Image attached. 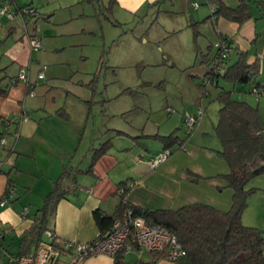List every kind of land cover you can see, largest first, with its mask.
I'll use <instances>...</instances> for the list:
<instances>
[{
  "label": "crops",
  "instance_id": "1",
  "mask_svg": "<svg viewBox=\"0 0 264 264\" xmlns=\"http://www.w3.org/2000/svg\"><path fill=\"white\" fill-rule=\"evenodd\" d=\"M4 1L0 0V5ZM56 1L59 7H63L60 0ZM108 1L109 13L116 19L124 20L151 10L172 14L174 20L181 16L176 15L177 13L184 14L191 8V0ZM223 1L231 7L238 3V0ZM261 1L264 0H246L250 17L243 21H234L217 14L214 19L204 5V9H199V6L191 8L192 12L183 23L188 26L190 22H197L205 26L207 21H210L217 37L220 34L228 35L232 40L228 64L237 59L238 52L244 53L246 62L257 64L259 72L256 80L263 83L264 4ZM10 2L12 4L13 0ZM46 2L49 4L51 1L45 0ZM67 3L66 5L74 3V0ZM166 3L171 5L170 9H162L161 5ZM15 4V10L22 6L16 2ZM23 6H32L39 10V15L28 16V21L34 19L36 22L37 17L42 16L45 22L39 26V31L43 34L40 37V49L36 50L30 48L24 30L22 34L15 36L14 26L0 24V36L5 35L4 41L0 39V68L5 67V70L0 72V77L6 76L3 82L9 81L11 77L16 79L20 68L24 66L29 81L34 83V95L28 93L29 88L24 82L16 81L6 95L0 96V134L5 137V143L0 144V201L4 200L3 204L0 203V227L4 231L0 264H4L7 254L34 250L39 238L44 237L43 234L37 236L35 232L28 231L37 222L38 209L64 166L74 167V161L78 157L77 150L89 123L88 110L82 98L85 97V92H82L84 96L74 94V76L68 74L65 69L63 74H60L63 70L61 66L68 67L70 62L61 61L51 55L68 46L65 40L54 37L70 36L74 33V28L63 25L74 19V14L56 18V7L52 8L48 15L51 11L49 8L41 12L33 1L26 2ZM174 33L175 31H172L170 35ZM73 44L74 42L69 46ZM213 50L214 48L209 50L208 47L206 53L201 54V63L205 64L203 77L208 71V61L214 54ZM232 54L235 56L233 61ZM12 67L16 72L9 75L8 69ZM40 70H43L42 78L37 77ZM245 85L241 88L234 86L233 90L238 92V99L256 105L264 120V92L257 96L248 91L251 84ZM57 87L61 90L56 89ZM199 93L193 92L190 104L185 105L189 106L190 110L183 108L178 114L179 123L183 122L184 112H193L198 105L203 107L205 113L206 106ZM6 119L10 120L8 124ZM214 123L202 116L190 133L185 132L184 148L178 147V139L166 143L159 137H154L165 136L174 132L173 129H178V126H174L163 132L160 130L161 125L156 122L152 123L155 130L151 125L146 133L147 122L138 126L141 129L138 132L126 120L120 122L119 127H110L108 131L103 130L99 135L92 136L93 138L89 136L88 140L98 139V145L105 140H110L111 143L95 160L91 170L80 168L81 171L76 175L77 185L58 200L48 227L58 235L55 243L62 245L67 239L87 241L94 238L100 230L94 212L98 210L102 215L117 214L118 217L121 214L118 208L125 202L150 210L175 209L193 202L207 203L221 210L228 209L232 189L225 186L226 181L219 176L228 172V166L218 154L222 145L214 135ZM16 128L19 131L18 136L13 134ZM91 132H94V127ZM145 138H154L153 150L143 141ZM95 142L96 140L92 141L81 153L83 160L90 153L92 156ZM163 149L169 150L168 157L155 168H151L148 161ZM8 188L13 189V195H9ZM25 207L27 213L23 214ZM243 216L244 213L242 218ZM109 226L110 223L106 224L104 229ZM250 226L264 230L258 224ZM123 257L129 263L142 261L145 264H177L176 261L166 259L160 252L141 251L138 247H133L131 251L124 253ZM79 264H114V257L99 254L86 257Z\"/></svg>",
  "mask_w": 264,
  "mask_h": 264
},
{
  "label": "rangeland",
  "instance_id": "2",
  "mask_svg": "<svg viewBox=\"0 0 264 264\" xmlns=\"http://www.w3.org/2000/svg\"><path fill=\"white\" fill-rule=\"evenodd\" d=\"M31 1L41 12L56 7V18L74 14V19L63 24L74 28V33L70 36L54 37L61 41L65 40L68 46L51 54L61 61L70 62L69 66L66 63L68 67L61 66L63 70L61 68L62 71L60 73L59 70V73L63 74L65 69L68 74L74 76V94L84 96L82 92H85L83 102L91 113L84 138L77 150L78 157L74 161V166L87 168L91 162V153L84 160L81 157V153L92 141L96 140L94 146H99L98 139L91 141L88 140L89 136L93 138L103 130L108 131L110 127H119V123L126 120L138 132L141 130L138 126L147 122L145 133L151 125L155 130L153 122L160 124V130L163 132L167 128L178 126V129L173 130H176L182 139L186 134L183 122L179 123L178 114L183 108L190 110V107L185 105L190 104L193 92L197 94L201 91L199 95L206 106L204 118L216 122L220 105L214 96L219 87L232 89V97L238 99V92L233 90V87L246 86L240 83L226 84L222 78L218 80L219 87L206 85L204 88L200 85L205 70V64L201 63V54L206 53L209 46V50H212V44L219 37L211 28L210 21H207L205 26L199 23L196 35L193 26H185L183 22L192 12L191 8L184 14L177 13L176 15L181 16L174 20L172 14L157 10L140 13L124 20L116 19L111 12L109 13L108 0H74V3L69 5L66 4L70 0H60L63 7H59L56 0H50L49 4L45 3V0H13L10 6L16 13L15 18L10 20L0 14V24L14 26L15 36L22 34L23 30L25 32V29L32 33L34 27H39L45 20L39 16L36 22L33 18L28 21L29 17L39 15L37 8L35 16H23L19 13L24 7L23 4ZM15 2L22 5L18 10H15ZM204 5L210 13L209 4L203 1L199 9H204L206 7ZM161 7L170 9L171 5L166 3ZM50 12L52 10L47 14ZM23 22H26L27 28ZM172 31L175 33L170 35ZM37 34L40 37L43 34L39 28ZM4 37L5 35H2L0 39L4 41ZM195 37L197 41L194 40ZM72 42L74 44L69 46ZM234 59L235 56L232 54L231 61ZM51 60L54 61L53 58ZM15 72V68L12 67L7 73L12 75ZM56 89L61 90L60 87ZM138 138L142 140L140 135ZM146 138L143 141L153 150L154 138ZM178 147L184 148V145ZM247 187H256V190L247 197L243 222L248 225L258 224L264 229V173L254 176Z\"/></svg>",
  "mask_w": 264,
  "mask_h": 264
},
{
  "label": "trees",
  "instance_id": "3",
  "mask_svg": "<svg viewBox=\"0 0 264 264\" xmlns=\"http://www.w3.org/2000/svg\"><path fill=\"white\" fill-rule=\"evenodd\" d=\"M210 2L215 5V14L227 19L239 22L250 17L246 0H238L234 7L226 5L223 0H211ZM261 2L264 4V1ZM197 25V22L190 23L195 35ZM237 54L238 57L233 63H227L224 74L213 77L207 71L204 77H208L210 81L213 80V85L216 87H219L218 80L222 78L232 84H251L250 87L256 86L264 89V82L256 80L259 72L257 64L246 62L244 53L238 52ZM4 70L5 67L0 68V72ZM4 79H6L5 75L0 77V96L6 95L10 86L18 81L17 77L16 79L11 77L7 82H3ZM231 92L232 89L219 87L215 99L220 106L218 118L213 124L214 135L222 145L218 154L229 168L227 173L219 176L226 181L225 186L232 189L230 207L221 210L207 203L193 202L175 209L150 210L125 202L118 208L121 212L118 217L117 214L102 215L98 210L94 212L99 231L104 230L106 224H111L114 218L124 217L127 210L131 209L134 215L142 214L146 219L162 225L176 236L185 250V254L176 260L177 264H264V230L242 222L247 197L256 190V187H247L248 182L254 176L264 173V120L256 105L233 98ZM90 114L88 111L87 117ZM117 132L121 131L117 130ZM154 137H159L166 143L178 139L176 140L178 146L182 145L185 140L177 135L176 130L165 136L154 135ZM110 143V140H105L93 149L87 170L92 169L95 160ZM80 171V167L77 166H64L55 179L52 189L45 195L43 204L38 209V220L28 233L35 232L39 236L49 227L58 200L77 185L76 175ZM40 240L39 238L36 247ZM131 243L133 247H137L135 243ZM156 252L164 256V251ZM124 253V248L117 252L114 256V264H145L142 261L126 262L123 257Z\"/></svg>",
  "mask_w": 264,
  "mask_h": 264
},
{
  "label": "built area",
  "instance_id": "4",
  "mask_svg": "<svg viewBox=\"0 0 264 264\" xmlns=\"http://www.w3.org/2000/svg\"><path fill=\"white\" fill-rule=\"evenodd\" d=\"M207 2L210 8V14L216 17L215 5L209 0H191L190 7L197 8L201 2ZM10 0H6L0 5V14L5 15L8 19L13 20L16 13L10 6ZM21 15H37V9L32 6H24L20 12ZM26 28V22H23ZM38 26L34 27L33 32L25 31L24 35L31 49L40 48V36L37 34ZM232 40L230 37L220 35L219 39L213 43L214 55L208 61V71L213 77L225 73L226 66L232 50ZM44 76L43 70L37 74L38 78ZM17 80L25 83L29 88L28 93L34 95V83L28 79L26 68H20L17 74ZM204 85H213V80L204 77L201 81ZM249 92L259 96L264 92L261 87L252 86ZM204 114V109L198 105L193 112H184L182 114L183 127L185 132L190 133ZM7 124L9 119L5 121ZM18 128L13 132L18 136ZM5 143V137L0 134V144ZM169 150L163 149L148 161L151 168H155L160 162L164 161ZM9 195H13V189H7ZM1 204L4 203L2 199ZM27 213V208H23V214ZM4 231L0 227V247L2 245ZM43 238L39 241L38 246L26 254H7L4 264H79L84 258L99 254L114 257L117 252L124 248L125 253L133 249V243L141 250L146 252L164 251V257L170 261H176L185 254V250L177 240L176 236L160 224L151 222L142 214L134 215L131 209H128L124 217L114 218L110 226L87 241L67 239L62 245H57V233L52 229H45ZM67 257V258H65Z\"/></svg>",
  "mask_w": 264,
  "mask_h": 264
},
{
  "label": "clouds",
  "instance_id": "5",
  "mask_svg": "<svg viewBox=\"0 0 264 264\" xmlns=\"http://www.w3.org/2000/svg\"><path fill=\"white\" fill-rule=\"evenodd\" d=\"M213 46V45H212Z\"/></svg>",
  "mask_w": 264,
  "mask_h": 264
}]
</instances>
